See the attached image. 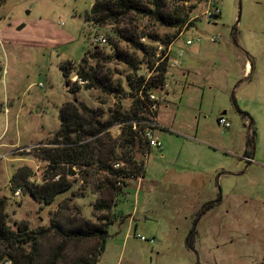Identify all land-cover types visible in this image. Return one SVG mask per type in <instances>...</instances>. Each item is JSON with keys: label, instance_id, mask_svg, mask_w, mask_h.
Instances as JSON below:
<instances>
[{"label": "rangeland", "instance_id": "obj_1", "mask_svg": "<svg viewBox=\"0 0 264 264\" xmlns=\"http://www.w3.org/2000/svg\"><path fill=\"white\" fill-rule=\"evenodd\" d=\"M100 1L0 0V198L5 201L7 225L16 230L25 222L37 231L52 223H96L97 216L106 215L97 205L108 199L112 178L96 159L80 169L52 167L44 160L45 152L53 153L59 146L55 143L59 110L67 102L82 104L100 124L138 109L143 117L147 114L143 104L139 108L135 103L142 89L126 78L129 74L136 78L134 69L117 58L100 62L121 87L120 93L108 94L84 87L86 82L76 74L80 60L94 47L111 56L117 45L118 51L141 60L137 69L145 73L158 45L164 53L173 43L171 56L183 49L186 55L179 61L192 63V72L181 78L186 70L181 63L179 68L171 66V56L160 63L166 82L169 77L180 79L177 86L153 90L159 101L156 137L161 146L148 152L137 133L143 126H136V131L131 129L134 145L125 150L122 131L135 120L114 121L91 138L94 158L106 164L144 162V176L139 181L127 178L117 197L112 208L116 219L108 226L96 264H264V0H137L146 9L158 4L164 14L187 16L176 38L177 29L160 26L149 14L136 11L117 23L107 19L97 23L101 17L89 10ZM215 8L220 13L210 22L207 13ZM114 30L132 34L149 49L136 51L117 39ZM99 34L105 43H94ZM217 35V42L185 46L187 39ZM66 62L73 66L64 77L60 66ZM245 63L252 70L243 75ZM76 84L79 89L70 92ZM221 116L229 128L218 124ZM20 168L28 173L31 185L66 173L71 188L49 205L23 188L15 189L20 190L16 195L9 179ZM60 243L53 230L47 233L39 241V257L33 264H47ZM95 244V240L67 243L56 264L86 257Z\"/></svg>", "mask_w": 264, "mask_h": 264}, {"label": "trees", "instance_id": "obj_2", "mask_svg": "<svg viewBox=\"0 0 264 264\" xmlns=\"http://www.w3.org/2000/svg\"><path fill=\"white\" fill-rule=\"evenodd\" d=\"M182 2L187 0H181ZM136 11L140 14H149L160 26L167 28H175L177 32L174 38L178 37L179 31L187 22V16L181 14H173L168 12L164 14L161 12V6L153 4L152 9L143 8L141 3L137 0H102L92 4L89 13L99 15L101 19H95L97 23L103 22L105 19L114 23L119 22V18L128 14L129 12ZM87 17V14L85 18ZM115 36L128 42L136 51L145 52L149 49L147 46L139 43L136 37L132 34H125L123 30H114ZM142 38V37H141ZM168 40L166 44H169ZM170 45V44H169ZM113 55L103 54L98 47H94L91 51L86 50L80 65L76 71L77 76L86 82L84 86L88 88H97L108 94H115L121 92V87L112 81L113 72L109 69L103 71L100 62L108 63L110 60L116 59L126 64L130 69L137 71L141 60L138 61L136 57L128 55L126 51H118V46H113ZM148 55L152 56L151 53ZM88 58L95 59L94 64H90ZM136 59V60H135ZM73 64L71 62L63 63L60 66L62 74L67 77L72 70ZM161 66V65H160ZM2 69L0 67V78ZM127 80L136 82L137 90L142 89L143 95L151 88L163 85L166 80L165 71L161 68L157 74L156 82H150L142 88L143 78H135L126 75ZM130 82V81H129ZM130 82V83H131ZM79 86L76 84L70 92H76ZM139 98V97H137ZM139 100H141L139 98ZM136 101V105L142 108V101ZM143 106H145L143 104ZM140 109L132 113H125L124 115H116L112 121H107L100 124L94 119L92 112L82 104H75L73 102L65 103L58 113L59 129L56 134V144L58 148L53 153L45 152L43 154L44 160L48 161L52 167L58 164L63 166L68 165L72 167L82 168L90 167L95 159L99 162V167L107 170V174L112 178L109 182L110 188L108 199H102L97 208L106 210L105 216H97L98 221L93 223L88 220H83L79 224L68 223L65 226H60L58 223H52L47 228H39L37 231L28 227L27 223L21 222L17 225L16 230H12L7 225V214L5 201L0 198V264H33L39 257V241L51 230L54 234L61 239V243L56 247L53 257L48 260L47 264H56L60 255L63 253L67 243L71 241L95 240L96 244L91 251L88 252L86 257L76 258L70 264H96L99 256L104 251L106 239L108 237V226L111 225L116 219V214L113 212V206L117 201V197L122 193L129 177H140L144 174V162L136 163L127 159L124 166L114 168L112 162L102 161L100 158H94V151L92 148L91 138L97 137L106 128H108L114 121L126 123L128 120H138ZM139 112V113H138ZM218 121V120H217ZM250 124V123H249ZM125 137V150L132 148L134 141L131 136V126L128 125L122 131ZM252 137V136H251ZM59 138V140H58ZM134 138V137H133ZM140 150V149H139ZM49 152V151H48ZM127 152V151H126ZM129 156V155H128ZM117 162V161H116ZM28 173L20 168L14 172L10 179V188L15 192V189H25L28 193L38 202L49 205L58 195L63 194L71 188V181L66 179V173L54 174V177L45 178L44 183L40 185H31L27 183ZM119 184V185H117ZM111 197L114 198L110 204ZM110 199V200H109ZM109 200V201H108Z\"/></svg>", "mask_w": 264, "mask_h": 264}, {"label": "built area", "instance_id": "obj_3", "mask_svg": "<svg viewBox=\"0 0 264 264\" xmlns=\"http://www.w3.org/2000/svg\"><path fill=\"white\" fill-rule=\"evenodd\" d=\"M219 10L217 8H215L214 10L210 11L209 13H207V19L210 22H214L215 18L219 15ZM219 36H210V37H205V36H196L193 39H187L185 41V46H191L194 43H199L202 40H209L210 42L214 43L217 42L219 40ZM141 42H144V38H140L139 39ZM106 38L103 34H99L95 37L94 39V43L95 44H103L105 43ZM163 47L161 45H158V48L155 52V56H153V65L152 67H146L145 69V73H139L140 70H137L136 72V77H142L143 78V82H142V88L149 84L150 82H155L156 81V76L159 73V66L160 63L164 61V59L166 57H170L171 56V45H169L167 47V49H165V52H162ZM184 54V51L182 49H179L176 52L175 58H173L171 56V66L179 68L180 66V61L179 58L182 59ZM167 86L166 81L164 82L163 85H160V87L165 88ZM155 88H151L149 91H147L145 93V95H143L141 92L138 93V97L141 99L142 103L145 105L144 109L146 111V115L140 116L138 120H135L132 122V127L131 129L136 131V126H140L143 128H140L137 133H139V136L141 138V140L145 143L146 145V149L150 150V149H156L158 147L161 146L160 141L156 138L155 136V132L156 130H158L160 128V126H158L157 124V120H156V113L159 110V101H158V97L156 96L155 92L153 91ZM218 124L223 127V128H229L230 124L229 122L224 118V117H219L218 118ZM246 160H248L249 162H252V157L251 156H245ZM119 165L115 164L113 165L114 168H117ZM20 192V190L15 191V194L18 195ZM137 238H139L141 241H147L146 238H144L143 236H138ZM149 243H153V240L150 239L148 240Z\"/></svg>", "mask_w": 264, "mask_h": 264}, {"label": "crops", "instance_id": "obj_4", "mask_svg": "<svg viewBox=\"0 0 264 264\" xmlns=\"http://www.w3.org/2000/svg\"><path fill=\"white\" fill-rule=\"evenodd\" d=\"M173 44V43H172ZM172 44H171V46H172ZM183 50V49H182ZM184 51V50H183ZM185 55H186V52L184 51V54H183V58L185 57ZM181 63V66H182V68L184 69V70H186V71H183L182 72V77L181 78H187L190 74H191V72H192V63H190V62H188V61H185V62H180ZM249 68H250V70H252V67H251V65L249 64V63H245V66L243 67V75H245L247 72H248V70H249ZM186 72H188L187 74H186ZM179 83H180V79L178 78V77H175V79H174V77H169V79L167 80V82H166V84H167V87L170 85H175V86H177V85H179ZM169 97V92L167 91L166 92V94H165V100H167V98ZM225 114V113H224ZM223 113H222V115H224ZM160 119H161V117L159 116V111H158V114H157V117H156V120H157V124H158V126L160 125ZM227 120V119H226ZM250 122H251V120H250ZM190 129V128H189ZM196 130V129H195ZM155 132V136H156V132H157V130L156 131H154ZM157 138V137H156ZM152 150H156V149H150V150H148V152L150 151H152ZM147 152V153H148ZM162 156V155H161ZM170 166V165H169ZM169 170L167 169L166 170V173L168 172ZM143 176H144V174H143ZM143 176H141V177H143ZM141 177H137V178H135V180H140L141 179ZM137 181V182H138Z\"/></svg>", "mask_w": 264, "mask_h": 264}, {"label": "water", "instance_id": "obj_5", "mask_svg": "<svg viewBox=\"0 0 264 264\" xmlns=\"http://www.w3.org/2000/svg\"><path fill=\"white\" fill-rule=\"evenodd\" d=\"M239 7H240V5H239ZM240 9V8H239ZM225 112H223V114H224Z\"/></svg>", "mask_w": 264, "mask_h": 264}]
</instances>
